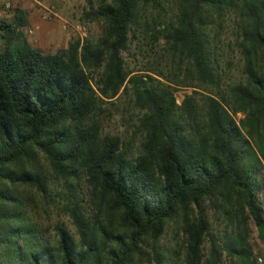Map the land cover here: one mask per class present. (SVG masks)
<instances>
[{
    "label": "trees",
    "instance_id": "16d2710c",
    "mask_svg": "<svg viewBox=\"0 0 264 264\" xmlns=\"http://www.w3.org/2000/svg\"><path fill=\"white\" fill-rule=\"evenodd\" d=\"M227 12L238 19L243 79L223 90L208 18ZM84 16L102 23L101 37L76 39L56 54L27 43L24 11L0 20V264H164L158 242L174 221L183 264L203 263L206 240V264L224 257L256 264L248 222L264 245L254 153L264 160V0H102ZM141 35L152 48L165 46L174 87L126 71L122 53ZM175 87L207 94L201 106L190 96L177 106ZM121 91L131 93L139 113L137 155L125 152L119 136L101 134L103 106ZM38 155L56 178L82 174L90 189L92 214L74 201L65 206L75 235L57 224L53 243L27 222L21 195L31 189L47 196ZM205 204L223 211L222 237L209 234Z\"/></svg>",
    "mask_w": 264,
    "mask_h": 264
},
{
    "label": "rangeland",
    "instance_id": "374dc122",
    "mask_svg": "<svg viewBox=\"0 0 264 264\" xmlns=\"http://www.w3.org/2000/svg\"><path fill=\"white\" fill-rule=\"evenodd\" d=\"M2 10L0 20L12 18L13 10L19 9L25 12L27 25L22 29L27 43L34 49L44 54H56L66 50L69 43L79 39L95 43L102 34V23L88 21L85 18L91 8H97L102 0H0ZM107 2L110 0H106ZM164 10H172L164 7ZM209 50L211 62L215 71L221 75L223 90L235 85L243 79V61L239 53V24L235 13L227 12L221 20L209 16ZM1 46V40H0ZM162 42L155 47L147 45L144 38L131 36L128 49L122 53V59L130 76L138 75L152 77L173 86L169 82L176 80L173 76L172 63L165 51ZM102 70L91 74V83L95 87V81L99 78ZM165 78L167 82L162 79ZM169 80V81H168ZM174 87V86H173ZM174 98L177 106H181L183 100L190 96L195 103L202 105V98L207 93L200 88L175 87ZM110 102V103H109ZM103 107L104 113L100 115L102 135L119 136L124 144L125 152L137 155L141 148L143 135L138 131L139 113L134 108L131 93L120 95L110 100ZM233 119L239 125L243 116L241 113L232 114ZM253 146V145H252ZM253 148V147H252ZM259 159L260 167L257 180L261 186L258 195L259 204L264 211V160L255 152ZM254 159L248 158V167L253 165ZM35 169L40 172L48 183L47 196L37 194L34 190H21L23 198L27 199L26 218L32 224L38 234L44 240L54 242L55 227L63 224L72 235H75L74 227L64 207L72 201L81 205L87 216L92 214L90 205V189L85 176L80 174L78 179L68 182L58 179L49 168L48 162L43 155H38ZM90 205V206H89ZM205 217L209 222V234L222 237L227 229V221L222 210H216L205 204ZM249 242L253 246L256 264H264V245L259 239V233L254 224L249 221ZM228 230V229H227ZM158 249L162 255L164 264H183L182 237L179 231V222H171L165 229L163 236L158 242ZM203 263L208 258L209 244L207 240L202 245ZM261 259L258 263L257 259ZM141 264H153L142 262ZM222 264H231L224 257Z\"/></svg>",
    "mask_w": 264,
    "mask_h": 264
},
{
    "label": "built area",
    "instance_id": "2783aa9c",
    "mask_svg": "<svg viewBox=\"0 0 264 264\" xmlns=\"http://www.w3.org/2000/svg\"><path fill=\"white\" fill-rule=\"evenodd\" d=\"M257 261H258V263H261V259L258 258Z\"/></svg>",
    "mask_w": 264,
    "mask_h": 264
},
{
    "label": "crops",
    "instance_id": "0c3cea01",
    "mask_svg": "<svg viewBox=\"0 0 264 264\" xmlns=\"http://www.w3.org/2000/svg\"><path fill=\"white\" fill-rule=\"evenodd\" d=\"M18 1H19V2H22V1H24V0H17V2H18ZM1 2H2V1H0V3H1ZM0 5H1V4H0Z\"/></svg>",
    "mask_w": 264,
    "mask_h": 264
}]
</instances>
